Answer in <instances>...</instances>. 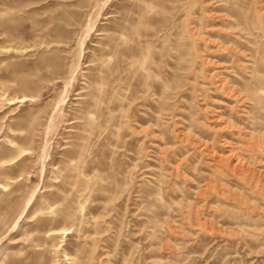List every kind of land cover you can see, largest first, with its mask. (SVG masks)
<instances>
[{
	"label": "rangeland",
	"instance_id": "374dc122",
	"mask_svg": "<svg viewBox=\"0 0 264 264\" xmlns=\"http://www.w3.org/2000/svg\"><path fill=\"white\" fill-rule=\"evenodd\" d=\"M136 1L0 0V264H264V0Z\"/></svg>",
	"mask_w": 264,
	"mask_h": 264
},
{
	"label": "bare ground",
	"instance_id": "6f19581e",
	"mask_svg": "<svg viewBox=\"0 0 264 264\" xmlns=\"http://www.w3.org/2000/svg\"><path fill=\"white\" fill-rule=\"evenodd\" d=\"M131 2L133 3V4H137L136 2V0H131ZM150 5V4H149ZM149 5H146V8L148 9V6ZM152 10L153 8H152V5H150L149 6V10ZM137 29H138V27H137ZM136 29V30H137ZM138 31V30H137ZM125 45H127V44H123L122 46H125ZM128 47V46H127ZM77 70V69H76ZM72 78H74V74L72 75ZM97 95V94H96ZM83 96V95H82ZM98 96V95H97ZM24 97H26V95H22V96H13V97H11V98H9V100H10V102L11 103H14V102H12V100H15L16 98H19V99H22V98H24ZM86 97V96H85ZM82 98V97H81ZM64 100H65V98L63 97V98H61L60 97V100L57 102V114L60 112V114H61V112H62V110H63V106L61 105V104H63V102H64ZM91 98H89V102H87V105H86V107H85V110L86 111H89V109H91V107H92V105H93V99L91 100ZM96 102L97 103H102V101H99V99H96ZM56 108L54 109L53 108V110L55 111L56 110ZM88 109V110H87ZM53 113H55V112H53L52 111V114L50 115V122H49V126H48V129L49 128H52L53 127V122H54V118H55V114H53ZM47 131V130H46ZM47 135V134H46ZM85 148H87V145L85 144L84 145V147H81V148H79L78 149V151L77 150H73V152H69V155L71 156V158H74V157H78V159L79 160H77V162H75V163H72V166L70 165L69 167H68V169H67V171H66V173L64 174V177H68V176H70V175H73L74 174V171L76 172V170L78 171L79 169H80V161L82 160L81 158H82V155L85 153L84 151H85ZM26 149H28L27 147H25V146H23V145H18V146H16L14 149H13V151H18V152H24ZM23 155V154H22ZM71 161H73V159H71L70 161H69V163H71ZM63 177V178H64ZM1 182V181H0ZM69 182H71V181H69ZM2 183V182H1ZM73 183V182H72ZM3 185V184H2ZM64 196V195H63ZM44 204V203H43ZM50 205V204H49ZM49 207V206H48ZM47 208V207H46ZM46 210V209H45ZM43 211V210H42ZM47 211V210H46ZM50 211H51V209H50ZM50 213V212H49ZM54 213V212H53ZM50 217V216H49ZM48 220V219H47ZM47 220H45V221H47ZM68 229V228H67ZM65 230V229H64Z\"/></svg>",
	"mask_w": 264,
	"mask_h": 264
}]
</instances>
